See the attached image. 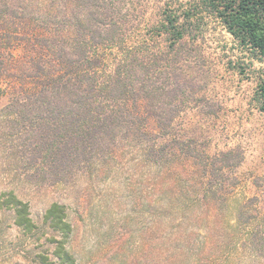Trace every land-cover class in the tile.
Here are the masks:
<instances>
[{
  "label": "trees",
  "instance_id": "obj_1",
  "mask_svg": "<svg viewBox=\"0 0 264 264\" xmlns=\"http://www.w3.org/2000/svg\"><path fill=\"white\" fill-rule=\"evenodd\" d=\"M212 23L230 35L238 60L263 65L253 100L264 113V0H0L13 113L35 122L38 149L79 165L81 176L100 177L127 157L142 166L145 202L160 215L158 264H216L237 249L264 254V196L237 202L229 217L244 149L210 154L175 127L195 92L186 57L202 51ZM0 207L25 232L37 227L13 190L0 194ZM67 216L59 201L45 211L54 244L35 264H76Z\"/></svg>",
  "mask_w": 264,
  "mask_h": 264
},
{
  "label": "rangeland",
  "instance_id": "obj_2",
  "mask_svg": "<svg viewBox=\"0 0 264 264\" xmlns=\"http://www.w3.org/2000/svg\"><path fill=\"white\" fill-rule=\"evenodd\" d=\"M230 40L212 23L202 51L186 57L185 73L195 92L186 97L175 127L182 138L210 154L237 146L244 149L245 162L234 169L241 185L229 202V217L234 220L237 202L264 196V113L253 100L263 65L246 66L245 59L238 60L228 50ZM237 65L246 67L241 72ZM5 67L0 63V194L13 190L28 201L37 227L25 232L15 224L14 211L0 207V264H35L39 252L52 251L55 232L45 224L44 214L54 201L66 205L72 225L67 247L76 264H158L160 215L156 204L150 211L145 202L148 184L142 166L127 157L100 177L81 176L79 165L68 167L55 161L50 150L38 149L32 143L35 122L13 113L10 77L2 72L13 73ZM19 80L29 86L37 81ZM54 139L51 136L49 142ZM257 256L237 249L216 264H264V254Z\"/></svg>",
  "mask_w": 264,
  "mask_h": 264
}]
</instances>
